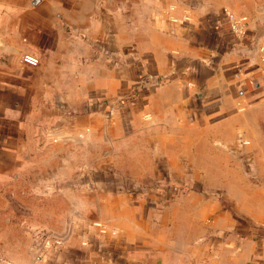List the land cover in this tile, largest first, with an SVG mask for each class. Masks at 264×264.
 <instances>
[{
  "label": "crops",
  "instance_id": "obj_1",
  "mask_svg": "<svg viewBox=\"0 0 264 264\" xmlns=\"http://www.w3.org/2000/svg\"><path fill=\"white\" fill-rule=\"evenodd\" d=\"M263 17L264 0H0V264L40 234L59 241L43 264H264V201L230 158L257 120L224 116L264 93Z\"/></svg>",
  "mask_w": 264,
  "mask_h": 264
},
{
  "label": "rangeland",
  "instance_id": "obj_2",
  "mask_svg": "<svg viewBox=\"0 0 264 264\" xmlns=\"http://www.w3.org/2000/svg\"><path fill=\"white\" fill-rule=\"evenodd\" d=\"M147 77L148 75L144 74V79ZM146 85V82L141 84L140 87L138 84H136L135 90L138 91ZM226 115H230L232 118H256L257 120L256 123H252L255 125V128L251 134L248 133L247 138L243 137L242 134L237 137L234 144L232 145L235 150V154L231 155L230 158L233 165L237 163L242 165L241 170L237 172L233 171V175L236 176V181L242 186V188H244L246 183H248V192H253L254 200H256V202L259 203L264 201V93L260 94L258 98L256 97V99L253 100V102H251L248 106L235 108V110H229L228 113L224 114V116ZM224 116L222 115V117ZM249 126L250 123H248V127ZM250 131L251 128L248 129V132ZM259 151H262L263 154L259 153ZM125 184L120 188L133 196V198L136 196H142L149 190L165 193L168 189L166 184L161 182H155L152 184L131 183L126 186ZM244 189H247V186H245ZM209 192L210 193L208 194L210 196L219 200L223 211H231L234 214H237L240 211V217H242L241 220H243L245 214L248 216L247 212H245L246 210L243 209V207H245L244 204L239 202L237 196L235 197L231 192L228 191L227 186L220 185L211 187ZM250 203H252V198ZM52 205V203L44 204L46 207ZM262 210L263 209H261V211ZM223 233L226 234L225 231ZM226 235L228 236V234ZM56 239L57 238H54L49 234H40L36 238V244L28 264H34L35 258L37 256H40V264H43V258L47 248H49V245L59 242Z\"/></svg>",
  "mask_w": 264,
  "mask_h": 264
},
{
  "label": "built area",
  "instance_id": "obj_3",
  "mask_svg": "<svg viewBox=\"0 0 264 264\" xmlns=\"http://www.w3.org/2000/svg\"><path fill=\"white\" fill-rule=\"evenodd\" d=\"M225 17L235 41L239 44L244 43V41H248V19L245 16L236 15L229 10L225 11ZM258 51L260 60L264 62V40L258 46ZM154 79L155 78L152 76H148L144 80H139L138 86L140 87L144 82L147 84L151 83ZM34 264H40V256L35 258Z\"/></svg>",
  "mask_w": 264,
  "mask_h": 264
},
{
  "label": "water",
  "instance_id": "obj_4",
  "mask_svg": "<svg viewBox=\"0 0 264 264\" xmlns=\"http://www.w3.org/2000/svg\"><path fill=\"white\" fill-rule=\"evenodd\" d=\"M263 21H264V17H263ZM256 39H257L256 37H253V38H252V42H251V43H252V46H253V47H254L255 44H256Z\"/></svg>",
  "mask_w": 264,
  "mask_h": 264
}]
</instances>
